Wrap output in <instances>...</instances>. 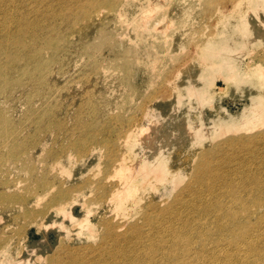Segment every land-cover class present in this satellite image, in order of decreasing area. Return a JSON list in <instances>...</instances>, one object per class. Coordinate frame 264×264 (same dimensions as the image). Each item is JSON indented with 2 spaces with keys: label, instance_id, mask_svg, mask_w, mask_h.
<instances>
[{
  "label": "rangeland",
  "instance_id": "rangeland-1",
  "mask_svg": "<svg viewBox=\"0 0 264 264\" xmlns=\"http://www.w3.org/2000/svg\"><path fill=\"white\" fill-rule=\"evenodd\" d=\"M68 1L54 2L57 16L68 9ZM125 1L126 7L116 12L118 21L102 29L114 42L93 40L98 46L97 54L92 56L94 63L106 61L102 77L87 67L89 58L74 48L79 36L70 35L74 59L66 67V74L57 80L63 92L54 94L50 90L53 79L45 75L41 78V96L29 102L23 93H33L34 86H24L22 93L16 90L14 97L0 95L1 110L23 127L21 133L2 143L15 146L22 142L29 148L14 156L4 151L0 143V264H140L142 260L161 264L162 251L173 245L172 240L161 235L171 234L170 229L193 234L182 264H264V182L253 189L259 178L264 179V139L260 143L249 142L251 148L258 149L256 153L247 146L218 154L220 169L211 185L197 183L192 172L176 176L170 173L165 179L176 177V184L164 188L152 173L136 166L138 174L131 170L139 153L150 152L152 156L160 141L155 136L146 137L141 124L136 130L132 128L141 119L144 107L150 105L164 111L170 105L160 97L168 73L184 65L181 68L189 76L194 65L192 58L198 57L205 40L214 41L220 32L233 39L255 34L254 24L244 27L235 18L244 13L248 16L247 2L242 1L243 11L237 12L232 0H153L152 6L151 0ZM3 4L0 1V8ZM35 4V0H27L26 10H21L28 13ZM42 15L10 12L7 18L11 21L6 26L9 31L16 30L15 19L23 18L27 24L38 25L36 29L46 36L56 37L52 19H43ZM222 15L228 18L223 23ZM256 20L261 22L263 18ZM244 50L242 68L247 63L261 62L264 40H256ZM126 61L130 90L123 86ZM237 73V69L228 73L221 64L211 65L206 96H186L191 108L188 110L186 105L181 114H186L193 125L201 122L217 127L209 136L212 141H203L191 152L184 151L189 144L176 147L168 167L180 158L191 161L193 168L205 154L228 140L264 132V109L253 110L255 113L249 117L250 121L255 120L248 129L234 131L230 127L227 132H215L223 129L221 124L226 119L240 122L246 118V109L252 104L255 90L249 83L240 85ZM225 79L230 81L229 89ZM46 100L57 106L43 107ZM40 114L36 124H25L27 117ZM116 117L122 119L112 120ZM64 118L69 127L82 122L83 131L72 135L51 128L55 121ZM42 126L48 128V133L33 143L30 136L40 127L44 130ZM172 129L165 123L161 132L172 134ZM196 130L187 137L194 138ZM215 133L219 136L214 138ZM122 155L129 164L120 173L117 166ZM117 187L129 188L121 206L114 204ZM217 202L233 207L235 216L247 217L251 213L254 223L244 238V228L237 231L232 220L225 222L220 232L212 230L220 216L213 207L207 213L200 207ZM242 203L246 205L241 206ZM158 230L161 234H156ZM237 234L241 235L240 245L234 242Z\"/></svg>",
  "mask_w": 264,
  "mask_h": 264
},
{
  "label": "bare ground",
  "instance_id": "bare-ground-1",
  "mask_svg": "<svg viewBox=\"0 0 264 264\" xmlns=\"http://www.w3.org/2000/svg\"><path fill=\"white\" fill-rule=\"evenodd\" d=\"M0 1L4 3L0 8V95L14 97L16 90L22 93L24 86H34L36 89L33 93H30L31 91L23 93L24 98L29 102L33 97L41 96V92L39 91L43 85L41 78L45 75H47L48 79H53V87L50 88V90L54 94H60L63 92L62 88L58 85L59 82L57 80L66 74V67L72 65L71 59L74 58L71 54L69 44L72 35L79 36V40L74 45V48L80 55L89 58L86 62L87 67L92 69L96 76L102 77V66L106 61L100 59L94 63V57L92 56L97 54L98 46L93 44V40L96 38L102 40V42L108 40L111 43L114 42V38L109 36L106 32H103L102 29L104 25L115 20L116 22L118 21L119 18L116 12L126 7L125 0H69L65 4L68 9L60 12L59 16H57V13H54L56 7L54 2L56 0H35L36 4L28 13L21 10V8L26 10L25 6L27 0ZM242 1H245L248 4V8L250 9L247 14L248 16L244 13L235 16V18L238 19L241 23L240 25L244 27L254 24L257 29H254L256 31L255 34H243L239 39H233V37H225L224 32H220L219 37L214 39V41L205 40L201 46L202 51L200 50L197 54L198 57L192 58V63L194 65L191 68L192 70L189 76V72L186 73L185 70L181 68V66L184 65H179L180 67L176 66L175 69H172L168 73L169 75L165 82L167 84L162 87L160 97L169 102L170 105L165 108V112L159 107L152 108L149 107L150 105H147L143 109L141 119H138L134 122L135 125H132L133 130H136L141 124V131L144 134H147L146 137H151L153 139V136H155V138H160V141L153 148L155 154L151 156L150 152L139 153V157L134 161V165L131 168L132 171H137L135 174L139 173V170L135 168V166L142 168L143 172L152 173L154 175V180L162 181V185H164L162 187L167 188L170 185L174 187L176 184V177L165 179L170 173L176 176L192 172L194 173V178L197 183L211 185L216 171L220 169L221 161H219V157H217L218 154H225L239 147H250L248 145L250 141H252V143H260L263 141L264 132L254 137L240 136L239 138L228 140L223 145H220L205 154L202 162L197 163L193 168L191 167V161L188 162V159L180 158L174 160L170 167H168V163L171 161V157L175 153L176 147H181L180 145H184V143L189 144L190 146L184 151L191 152L198 145H202L203 141L213 140V138H210L209 136L212 135V132H214V128L217 127V125H206L200 121V124L195 123L193 125L188 121L185 116L186 114H181V111L185 112L184 109L190 101L186 99V96L189 99L200 93H203L204 96H206L205 92L208 91L207 72L209 66L221 64L226 68V71L228 73L231 72V74L237 69L238 73L235 76L237 77L238 83L240 85L249 83L252 89L255 90V95H252L251 99L252 104L246 109L247 117L243 118L240 122H238L237 119H226L221 124L223 129L221 131L217 129L215 132L224 133L227 132L230 127H232V129L235 128L236 130L234 131L248 129L253 125L255 120L252 119L250 121L251 118L249 117L255 113L253 110L258 112L257 110L264 109V58L263 61L253 65L247 63L246 68H242L240 65L244 54H242V52L245 51L244 48L247 47V45L252 46L256 40H264V0H232L233 9L235 11H243L240 7ZM152 4L153 0L150 1L151 6ZM104 10H107V12ZM252 11H256V13L253 14ZM10 12H13L16 15L43 13L41 16L43 19H52L57 36H46L40 31V29H36L38 25L32 26L31 24H27L23 18L15 19V21L18 22V29L9 31L6 24L11 21L7 18L8 13ZM110 13L112 14L110 15ZM56 17L60 20L57 21ZM262 18L263 20L261 22H257L256 19ZM220 20L223 23L228 20V18H226V15H222ZM92 34L94 35L92 36ZM46 50H48L47 57L45 55ZM238 52L239 54L235 56ZM240 54H242V56ZM123 71L125 73L123 86L125 90H130L129 63L127 61L123 65ZM193 71H195L196 74L193 73ZM233 77L234 76L231 75L229 79L232 80ZM229 79H225L228 89L230 87ZM128 100L129 99L123 104L124 108L127 107ZM56 106V103H51L48 100L43 102V107L54 108ZM188 108H191V105H188L187 109ZM1 109L3 108H0V143L4 142L3 140L6 138L17 136L23 129V127L16 124L18 122L8 118L6 112ZM160 112L164 113L160 116L157 115V113L160 114ZM41 116L42 115L40 114L35 118L27 117L25 124H27V122H30V124H36ZM121 119L122 117H116L112 120ZM165 123L173 127L172 130L174 132L172 134H170L169 131L164 133L161 132ZM82 124L83 123L81 122L75 127H73V125L69 127L64 118L63 121H55L51 128L56 127L57 131L61 130L65 131L67 134L73 135L76 134L75 132L83 131ZM242 126L244 128H241ZM47 130V127H44V130L41 127L36 130L35 133L30 136L32 142L34 143L38 136L43 135V133H48ZM133 130L130 129V131ZM195 130L196 136L189 139L187 135H192ZM215 135L214 138L219 136L216 133ZM2 145L4 151H8V153H11L14 156L22 152L26 153V151L29 150L27 146L28 144H23L22 142H18L15 146L8 145L7 143H2ZM250 151L256 153L258 152V149L250 147ZM150 158L153 159L150 160ZM241 159L242 161L245 160V158ZM118 162L119 165L117 166V169H119L118 171L121 173L123 169H127L129 163L126 162V158L123 157V155ZM201 174H203V176ZM257 182L258 183L253 185V189L260 188V184L264 182V179L259 178ZM158 190L159 188H155V191ZM128 191V187H117L113 192V196L115 197L114 204L121 206V201L125 198ZM61 195L62 194L59 196ZM111 195L112 193L110 196ZM233 199H235V197H233ZM240 205L245 206L246 204L242 203ZM211 207H213L216 210L217 215L220 216V222L216 224V226H213L212 229L215 232H220L224 228V223L232 220L234 223L233 226H235L237 231H242L241 227L244 228V238L254 223L250 216L251 213L247 217H239L238 214L235 216L233 215V207L218 202L212 206H201L200 209L203 213H207ZM247 210V208L244 209V211ZM262 219L263 218L260 217V220ZM225 226L228 227L229 224H226ZM117 228L118 226H115V230ZM169 232L171 234L161 235L166 240L170 239L173 241L171 248L162 251L164 261L161 264L185 263L186 258L184 256V251L190 250L188 244L191 241L193 234H182L171 229ZM135 234L139 233L136 232ZM156 234H161V232L158 230ZM234 242L237 245H240V234H237V238L234 239ZM100 249L102 250L103 248ZM139 263L149 264L147 260H142Z\"/></svg>",
  "mask_w": 264,
  "mask_h": 264
}]
</instances>
